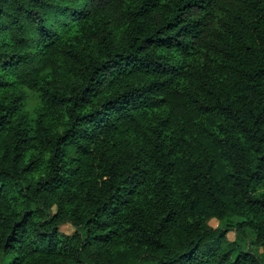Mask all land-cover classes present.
I'll return each instance as SVG.
<instances>
[{
	"label": "trees",
	"instance_id": "trees-1",
	"mask_svg": "<svg viewBox=\"0 0 264 264\" xmlns=\"http://www.w3.org/2000/svg\"><path fill=\"white\" fill-rule=\"evenodd\" d=\"M10 257L264 264V0H0Z\"/></svg>",
	"mask_w": 264,
	"mask_h": 264
},
{
	"label": "rangeland",
	"instance_id": "rangeland-1",
	"mask_svg": "<svg viewBox=\"0 0 264 264\" xmlns=\"http://www.w3.org/2000/svg\"><path fill=\"white\" fill-rule=\"evenodd\" d=\"M208 224H209V226H210L211 228H213V229L219 227V225H220V224H219L216 220H214V219L209 220V221H208ZM220 227H222V224L220 225ZM59 230H60L61 233H64V234H67V235H69V234H71V233L74 232V228L71 227V226L68 225V224H65V225L60 226V227H59ZM246 236H247V239H245V236L240 237V239H242L243 242L246 241L247 245H249V244L251 243L252 240H251V233H250L248 230H246ZM226 239H227L228 241H230V242H232V241H236V239H237V238H236V234L231 230V231H229L228 234L226 235ZM251 250H252L253 252H256L257 254H261V253H262L261 249L255 247V246H251ZM10 259H11V257L8 258L7 260H5V264H8V263L10 262ZM0 264H2V260L0 261Z\"/></svg>",
	"mask_w": 264,
	"mask_h": 264
}]
</instances>
